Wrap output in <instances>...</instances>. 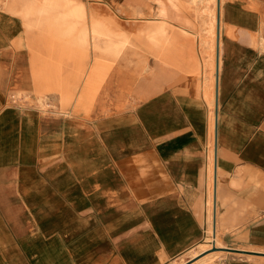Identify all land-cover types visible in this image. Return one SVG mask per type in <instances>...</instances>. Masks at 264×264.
Returning a JSON list of instances; mask_svg holds the SVG:
<instances>
[{
    "label": "crops",
    "instance_id": "0c3cea01",
    "mask_svg": "<svg viewBox=\"0 0 264 264\" xmlns=\"http://www.w3.org/2000/svg\"><path fill=\"white\" fill-rule=\"evenodd\" d=\"M193 1L0 0V264H264V0Z\"/></svg>",
    "mask_w": 264,
    "mask_h": 264
},
{
    "label": "rangeland",
    "instance_id": "374dc122",
    "mask_svg": "<svg viewBox=\"0 0 264 264\" xmlns=\"http://www.w3.org/2000/svg\"><path fill=\"white\" fill-rule=\"evenodd\" d=\"M78 1L85 4V6L87 7V13L89 15H92V16H94L96 18H100V19H107V15H105V13L103 11L98 10L97 8L94 9L95 7L99 6L98 0H78ZM209 4H212L213 6H215V0H214V2H213V0L209 1L207 5H209ZM147 26L148 25L146 23L143 25L140 22L128 24L127 22L122 21L119 18L115 19V24H114V28L116 30L125 33L131 39L132 46H134V48L136 49L135 51L137 53H139L140 55L142 54V56H144L145 63L147 65L148 69L146 71L140 72L141 74H145L147 71H149V61L147 60L148 58L152 59V61L150 63H154V61H155L154 49L148 48L146 42L143 39H141V40L138 39L140 31ZM163 47H166L165 41H164ZM51 52H52V54H51L52 64L59 71L60 62H59V57L57 55L58 53L57 54L55 53V48L53 51L51 50ZM93 62L94 61H92L91 49H87L86 51L79 52V53H67V61H66L67 66H66V68H67L69 74L74 73L78 69L79 70L78 72L83 75L84 80L86 82L87 74H88L87 72L91 68V66H93L92 65ZM77 65H78V67L76 68ZM66 99L69 101L74 100L75 94L70 95L69 98H66ZM87 99H91V97L89 96V97H87ZM86 111H88V110H86Z\"/></svg>",
    "mask_w": 264,
    "mask_h": 264
},
{
    "label": "bare ground",
    "instance_id": "6f19581e",
    "mask_svg": "<svg viewBox=\"0 0 264 264\" xmlns=\"http://www.w3.org/2000/svg\"><path fill=\"white\" fill-rule=\"evenodd\" d=\"M175 1V0H174ZM195 1V0H194ZM193 1V2H194ZM177 2V1H176ZM176 2H175V4H176ZM192 2V1H191ZM177 3H179V2H177ZM180 4V3H179ZM183 4V3H182ZM178 7H180V5L178 6ZM182 7V6H181ZM180 7V8H181ZM190 7V6H189ZM205 11V10H204ZM206 12V14H208L207 13V10L205 11ZM68 14H69V19H68V25H67V36L69 37V38H71V37H76V36H80V33H79V30L78 31H76V29H75V25L73 24V22L71 21V20H74L75 18H79L81 15H82V13H81V10H80V8L78 7V9L77 10H75V8H73V9H70L69 11H68ZM209 14H211V13H209ZM212 14H213V12H212ZM203 15V14H202ZM209 16V15H208ZM206 17V16H205ZM204 17V18H205ZM213 17V16H212ZM209 18V17H208ZM211 20H213V18L211 19ZM210 20V21H211ZM209 21V22H210ZM211 24H212V22H210ZM214 23V22H213ZM211 27H212V25H211ZM211 30V29H210ZM210 32V31H209ZM214 32V31H213ZM201 33V32H200ZM82 36L81 37H83L84 39H86L87 37H89L91 34L89 33V32H86V30L84 29V31H83V33L81 34ZM209 35H211L210 33H209ZM214 36V35H213ZM206 41V40H205ZM221 51V50H220ZM89 75H91V74H89ZM90 78V77H89ZM88 82V81H87ZM209 84V83H208ZM88 85H89V83H88ZM212 88V87H211ZM210 88V89H211ZM211 175V174H210Z\"/></svg>",
    "mask_w": 264,
    "mask_h": 264
}]
</instances>
